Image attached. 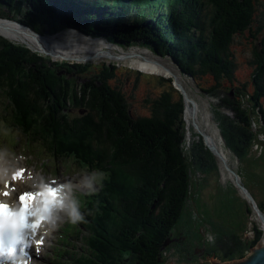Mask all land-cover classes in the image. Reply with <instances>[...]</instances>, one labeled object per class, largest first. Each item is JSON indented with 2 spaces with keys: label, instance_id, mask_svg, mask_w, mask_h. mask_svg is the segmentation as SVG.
I'll use <instances>...</instances> for the list:
<instances>
[{
  "label": "trees",
  "instance_id": "obj_1",
  "mask_svg": "<svg viewBox=\"0 0 264 264\" xmlns=\"http://www.w3.org/2000/svg\"><path fill=\"white\" fill-rule=\"evenodd\" d=\"M260 3L264 0H0V8L5 9L0 17L40 35L75 29L119 47L138 45L171 58L204 94L219 100L213 107L214 120L225 145L243 161L254 137L244 96L264 122V35H257L264 24L254 25ZM246 32L259 41L253 50L259 67L252 93L245 91L247 84H235L237 63L231 50L235 37ZM47 58L0 36V93L14 119L5 122L20 131L24 149L34 145L49 159H74L91 172L106 168L110 174L104 190L106 195L116 194L112 209L101 193L95 192V200L88 197L84 206L89 210L85 224L91 230L87 250L73 262L64 260L68 251L59 250L58 262L125 264L129 259V264H162L163 247L186 212L191 189L193 163L182 147L187 130L184 96L172 79L159 77L158 85L167 88L146 99L150 112L137 117L119 86L109 84L111 71L79 84L77 76L91 65ZM131 72L137 80L142 76L137 70ZM68 105L81 115L69 118L64 114ZM204 148L200 138L194 147L199 168L204 165L196 154L207 155ZM118 169L125 173L118 175ZM128 176L137 182L130 185ZM254 229L248 251L262 236ZM235 240L233 246L220 244L222 248L213 255L220 251L225 258H244L247 247Z\"/></svg>",
  "mask_w": 264,
  "mask_h": 264
},
{
  "label": "rangeland",
  "instance_id": "obj_2",
  "mask_svg": "<svg viewBox=\"0 0 264 264\" xmlns=\"http://www.w3.org/2000/svg\"><path fill=\"white\" fill-rule=\"evenodd\" d=\"M0 11H5V9L0 8ZM257 14L258 17L254 24L256 27H258L260 23L264 24V4L260 3L257 5ZM0 19L14 22L25 29L29 28L14 20L3 19L2 17H0ZM34 33L36 34V32ZM36 35L47 39L54 38V40L60 44V48H57V51L60 53H63L64 48H66V50L86 52L90 51L89 48L93 47L111 51V53L116 56H120L122 52L124 55H128L127 58H131L129 61H122L116 58L62 59L61 56L59 57V55L52 52H45L38 46L29 41H25L22 38L10 39L0 34V36L9 41L26 45L32 51L38 52L45 57L47 56V59L53 62L80 64L83 66L91 65L89 71L84 75L77 76L79 84L88 81L99 72L101 76H104L111 71L113 77L109 80V84L119 86V90L124 95V98H126L131 112L137 117L147 116L149 114V106L145 104L146 99L157 96L163 89L167 88L166 86L161 87L158 85L157 79L159 77H166L165 79L173 78L175 84H177L174 79L176 78L175 76H163L148 73L141 70L137 65H133V60L136 59L132 57L134 56V53L146 52V55L164 62L168 67L173 68L177 74L182 76L187 90L190 91L191 95H193L194 99L199 103L202 115L208 121L210 128L219 133L221 145L229 157L230 166H225L224 162L219 158L220 154H218V151L216 153L213 152L212 149L205 144L202 133L198 132L195 127L189 128L190 125L187 123L186 115H184L186 129L188 130L185 131V142L182 147L185 154L189 156V159H192L193 163L190 175L191 189L188 204H186V212L176 226L174 232L170 235L169 239H167V248H169L168 259H166L165 262L163 261V259H165L164 254L163 258H161L162 264H193L194 262H196L195 264H212L207 263V261H209L208 257H205L207 254H210V258L219 263H232L234 261L242 260L245 257L242 259L225 258L224 255L219 254L220 251L217 252L218 255L214 259L213 252L214 250L221 249L223 245L233 246L237 237L238 240L244 243V248L247 247L245 249L246 256L247 254L249 255L251 249L248 251L247 245L254 240V228L256 227L261 231L262 236L261 238L259 237L255 246L253 244L254 247L252 249L259 244H263L264 229L262 228V221L257 219V216L259 217V215H257L253 204L247 195L249 191L258 203V206L260 204H262L261 206L264 205V122L261 117L262 115L252 106V102L247 101V96H244L243 100L245 102V110H247L252 116L250 128L254 133V137L250 145L251 148L249 149L248 156L245 160L240 161L234 154L233 149L225 145L224 138L214 120L213 107L219 103V100H215L210 98L207 94H204L194 82L193 78L184 75L171 58L159 57L155 53L149 51L146 47L138 45L132 47L110 46L104 38L92 37L75 29H70L56 35L49 34V32H45L44 35ZM257 35H259L258 38H262L264 35V29L260 30ZM258 42V39L252 37L251 33L246 32L243 35L238 34L234 39V43L231 45V50L234 53V59L237 63L235 84L240 87L243 84H247L245 91L247 90L251 93L253 91V79L255 78L254 71L259 67V61L253 55V50L258 46ZM135 70L139 72L140 70L142 71V76L138 80L136 79L135 74L131 72ZM62 73H65V71L61 70L60 74ZM257 75H259V73H257ZM206 79H210V77H207ZM224 88L225 91L228 92L230 85L227 83ZM186 100L187 99L185 98V113L187 109ZM261 102L263 103L264 109V98L261 99ZM7 104L8 102L4 95L0 93V150H2L0 151V162L3 161V164L6 165L8 171H15L17 167L33 169L39 179L43 178L47 181H50V179H56L58 182H71L78 189L77 192L82 194H87L92 191L85 187L88 184L94 185L93 190L99 189L93 178L97 171L104 174L103 179L100 180L99 183L108 179L110 172L107 171L106 168L103 170L104 172L101 169L94 171L93 173L88 172L82 170L79 167L80 165H78L74 159L53 160L44 163L42 161L43 158H45L42 157L44 153H40L34 145L27 150H23L20 146H22L21 142L24 140L20 139L17 146H15L16 141L14 140V136H21L22 134L19 130H12L13 128L11 129L10 123L9 126V124L4 122H8L9 120L14 122V119L11 117L12 112L10 107L6 109ZM68 106L69 107L66 109L67 112H64V114H67L69 118H76L81 115L79 109L75 108L73 105ZM226 114H229L232 118L234 117L229 111H227ZM2 119L4 121H2ZM200 138L206 147L204 150L207 155L199 152L200 154H196V159L202 160L204 165L203 168L198 167L199 163L195 160L194 154V147ZM31 154L33 155L30 156ZM198 156L203 159H200ZM118 170L115 173L122 175L120 174V171L124 172V170ZM127 179H129L128 182L130 185L131 182H137L133 176H128ZM241 186L245 187L246 190L243 191ZM104 189L105 184L102 183L99 193H101L102 196L104 195L107 197L110 209H112V202L114 201L116 194L110 193L109 195H106ZM130 189L131 193L132 190H135L132 186ZM98 201H101V197ZM85 211L86 210L81 211L84 216H86ZM95 215L96 214L92 215V219ZM86 221L87 220L84 217L79 226V232L74 228V225L69 224L66 220L59 221L56 227L49 233L47 240L44 243L45 246L41 250V254L32 261V264H60L57 260L58 258L55 259L57 254L55 248L60 247L68 251L64 257L66 262H73V259L76 257L79 258L80 255L78 254H83L85 249L87 250V243L91 235V230L85 224ZM129 225L133 226V223L129 222ZM65 228L73 230L72 234L69 235L71 237L70 239L66 236ZM234 235L235 237H233ZM59 240H62V244ZM63 242L67 243L63 244ZM117 245H121L120 242H116V246ZM202 249L205 250L206 253H202ZM195 252L199 254V256L193 255ZM117 257L118 254L115 255V259H117ZM129 263V259L125 260V264Z\"/></svg>",
  "mask_w": 264,
  "mask_h": 264
},
{
  "label": "clouds",
  "instance_id": "obj_3",
  "mask_svg": "<svg viewBox=\"0 0 264 264\" xmlns=\"http://www.w3.org/2000/svg\"><path fill=\"white\" fill-rule=\"evenodd\" d=\"M103 176L97 171L93 178L99 182ZM85 187L93 190L94 185ZM77 191L71 182L41 178L31 185L34 198L26 208L21 206L18 197L7 202L0 200V205L7 204L6 209H0V264H31L29 250L37 237L43 240L59 221L66 220L73 225L83 221ZM7 249L14 252L9 254Z\"/></svg>",
  "mask_w": 264,
  "mask_h": 264
},
{
  "label": "bare ground",
  "instance_id": "obj_4",
  "mask_svg": "<svg viewBox=\"0 0 264 264\" xmlns=\"http://www.w3.org/2000/svg\"><path fill=\"white\" fill-rule=\"evenodd\" d=\"M0 34L5 36L6 38L15 39V38H22L25 41H29L33 43L34 45L38 46L45 52H52L59 57L61 56L62 59H75V58H87V59H100V58H113L118 60H130L131 58H127L128 55H124L122 52L120 56H116L115 54L111 53V51H106L104 49L99 48H89L90 51L86 52H78L76 50H66L64 48L63 53H60L57 51V48H60V44L56 42L53 39H47L45 37H38L32 30L25 29L21 27L20 25L10 22L7 20L0 19ZM36 36H35V35ZM72 47V46H71ZM63 49V47H62ZM109 49V48H108ZM113 49V48H110ZM137 51V50H136ZM120 53V52H119ZM133 54V52H132ZM150 54V53H149ZM133 58H136L133 60V65L138 66L141 70H144L148 73H154L158 75L163 76H175V81L177 84H180L185 91L186 94V120L187 123L190 125V127H195V129L203 133L207 138L208 146L214 147L220 154L219 158L222 162H224L225 166H230L229 164V157L225 153V151L222 148L221 145V139L219 136V133L215 130H212L209 126L208 121L206 118L202 115V112L200 110L199 103L194 99L193 95H191L190 91L187 90L185 86V81L182 79V76L180 74H177L175 70L171 67H168L164 62L157 60L156 58L152 56L146 55V52H135ZM131 63V62H130ZM176 84V85H177ZM178 86V85H177ZM7 170L6 165L3 164V161L0 162V192H3L4 190L9 191V196H17L19 193L27 192L26 186L28 184L31 186L35 181L39 180L38 176L32 171V169H27L25 174L17 181H14L12 178V174L16 173V171L10 172ZM227 173V172H226ZM229 175V174H227ZM235 181V180H234ZM65 182V181H64ZM63 183V182H61ZM17 193V194H15ZM12 199V198H11ZM10 199V200H11ZM258 220L262 221V228L264 229V215L261 217L257 216ZM51 230L49 231V233ZM49 233L45 236V239L48 237ZM37 240H39V237H37ZM264 245V242L263 244ZM34 250L32 251V255L37 258L39 255V247L36 248L34 246ZM33 257V258H34Z\"/></svg>",
  "mask_w": 264,
  "mask_h": 264
},
{
  "label": "water",
  "instance_id": "obj_5",
  "mask_svg": "<svg viewBox=\"0 0 264 264\" xmlns=\"http://www.w3.org/2000/svg\"><path fill=\"white\" fill-rule=\"evenodd\" d=\"M51 57V56H50ZM166 78V77H165ZM173 84L175 85V87L181 91L182 95L184 96V99L186 98V94L185 91L183 90L182 86L180 84H178V86L175 84V82H173ZM231 95H233V92H231ZM203 135V139L205 141V144L208 146L207 144V138L206 136L202 133ZM210 147V146H209ZM210 149H212L213 152H217V150L214 147H210ZM243 188V191L246 190L245 187L241 186ZM248 198L249 200L252 202L254 210L256 211L257 215H259L261 217V215L263 216L264 213L259 209V207L257 206V203L255 202V199L253 198V196L251 195V193L248 191ZM168 245V242L165 243V247ZM164 247V248H165ZM214 264H264V245H258L256 246L254 249L250 250V254L247 255L244 259L239 260V261H234L232 263H219V262H215Z\"/></svg>",
  "mask_w": 264,
  "mask_h": 264
},
{
  "label": "snow or ice",
  "instance_id": "obj_6",
  "mask_svg": "<svg viewBox=\"0 0 264 264\" xmlns=\"http://www.w3.org/2000/svg\"><path fill=\"white\" fill-rule=\"evenodd\" d=\"M23 172H24L23 169L19 170L18 173L13 176V179L22 178ZM8 195H9V193L7 191L0 192V196L7 197ZM18 198H19V202H20L21 206L26 208L27 204H29L31 202V200L34 198V196L31 192H23V193H20L18 195ZM6 208H7L6 203L0 205V209H6ZM33 227H35V226H33ZM41 243H42V240L39 239V240H36L34 244H35L36 248H38ZM5 251L8 252L9 254H11L12 252H14V249H7Z\"/></svg>",
  "mask_w": 264,
  "mask_h": 264
}]
</instances>
